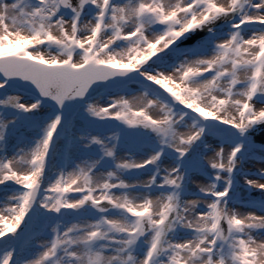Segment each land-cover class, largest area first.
<instances>
[{"label": "snow or ice", "instance_id": "snow-or-ice-1", "mask_svg": "<svg viewBox=\"0 0 264 264\" xmlns=\"http://www.w3.org/2000/svg\"><path fill=\"white\" fill-rule=\"evenodd\" d=\"M0 264H264V0H0Z\"/></svg>", "mask_w": 264, "mask_h": 264}, {"label": "rangeland", "instance_id": "rangeland-1", "mask_svg": "<svg viewBox=\"0 0 264 264\" xmlns=\"http://www.w3.org/2000/svg\"><path fill=\"white\" fill-rule=\"evenodd\" d=\"M256 167H259V165H256ZM242 195H245V193H242ZM258 195V194H257ZM242 211H244L243 209H242Z\"/></svg>", "mask_w": 264, "mask_h": 264}]
</instances>
